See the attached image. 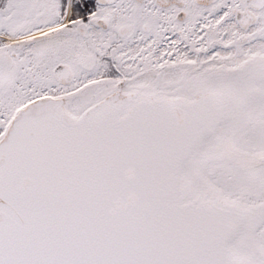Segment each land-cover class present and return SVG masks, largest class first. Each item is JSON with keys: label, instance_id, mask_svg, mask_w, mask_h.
<instances>
[{"label": "snow or ice", "instance_id": "snow-or-ice-1", "mask_svg": "<svg viewBox=\"0 0 264 264\" xmlns=\"http://www.w3.org/2000/svg\"><path fill=\"white\" fill-rule=\"evenodd\" d=\"M0 264H264V0H0Z\"/></svg>", "mask_w": 264, "mask_h": 264}]
</instances>
